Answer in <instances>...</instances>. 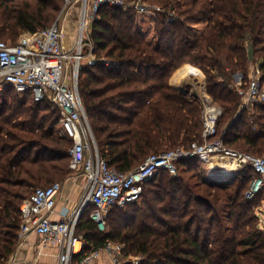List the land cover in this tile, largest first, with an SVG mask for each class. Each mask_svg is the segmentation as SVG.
<instances>
[{"label": "trees", "instance_id": "trees-1", "mask_svg": "<svg viewBox=\"0 0 264 264\" xmlns=\"http://www.w3.org/2000/svg\"><path fill=\"white\" fill-rule=\"evenodd\" d=\"M122 1L131 6L100 8L89 31L97 63L83 64L78 74L79 96L108 166L129 172L149 155L200 141V99L170 84L185 65L203 74L206 98L222 111L215 137L228 148L264 156V102L241 107L231 78L241 73L245 83L250 64L260 60L264 84V0ZM138 3L156 15L154 45L137 26ZM62 6L63 0H0V41L15 43L21 33L49 27ZM59 119L50 103L11 87L0 92V264L18 245L21 202L35 188L72 175L71 143L58 136ZM253 176L246 167L228 181L209 179L203 162L185 159L177 176L159 170L138 201L113 207L105 231L87 206L76 234L86 253L119 243L124 257L139 258L138 264H264L256 214L264 190L251 200L244 195Z\"/></svg>", "mask_w": 264, "mask_h": 264}, {"label": "built area", "instance_id": "built-area-1", "mask_svg": "<svg viewBox=\"0 0 264 264\" xmlns=\"http://www.w3.org/2000/svg\"><path fill=\"white\" fill-rule=\"evenodd\" d=\"M77 3H80L77 36L74 47L69 50L64 46L62 21ZM104 6L127 9L131 4L122 0H63L60 13L49 27L21 33L15 43L0 41V92L11 87L17 94H28L34 102L50 103L59 111L58 136L71 143L67 151L68 168L71 174L84 178L79 202L67 217L56 221L50 219L62 183L35 188L19 205V240L35 234L40 237L42 245L57 246V264H98L102 254L108 258L109 264H138V258L135 262L124 257V245L119 243L109 242L86 253L84 240L76 234L78 220L87 206H91L90 219L97 225L104 224L113 207L138 201L143 185L159 170L177 176V163L182 160L196 157L209 168L230 174V178L237 171L250 167L254 176L245 191V199L251 200L264 190V156L228 148L220 137H215L217 120L221 116V110L216 106L204 107L200 141L149 155L129 172L109 167L100 157L79 96L78 74L83 64L93 66L97 63L88 31ZM134 7L138 15L147 13L143 7ZM154 9L158 11V8ZM101 62L107 68L114 67L110 61ZM260 78L259 69L255 67L245 83L239 78L233 84L239 97L246 98L243 107L264 102V84ZM257 217L259 219V213ZM259 228L264 230L260 219Z\"/></svg>", "mask_w": 264, "mask_h": 264}, {"label": "crops", "instance_id": "crops-1", "mask_svg": "<svg viewBox=\"0 0 264 264\" xmlns=\"http://www.w3.org/2000/svg\"><path fill=\"white\" fill-rule=\"evenodd\" d=\"M79 9H80V3H77L72 7L69 15L67 17L65 16L62 21L63 33H64V46L69 50L72 49L75 45V38L77 36V30H78ZM76 14H77V19H76ZM142 16H144V18L142 19L138 18L137 26L140 29V31L143 33L145 31V28L147 27V22L149 19H151V17H147L145 15ZM152 18L154 19V17ZM71 24L72 27H74L75 31L74 33L71 32L69 34L68 32L70 31L68 30V28ZM260 63H261L260 60H257L255 63H251L250 67L248 68V71L250 70V68L252 70L253 66L259 67ZM248 76H249V72H248ZM233 81L237 82L236 77H234V80H232V84H234ZM170 84L176 89V87L172 85L173 83L171 82V80H170ZM242 100L244 102L246 101V98H242ZM247 106L250 107V105ZM83 187H84V178L76 174H72L68 178L67 182L62 183L61 191L56 199L55 212L51 215L50 219L56 221L59 220V218H63L71 215L74 207L79 202V199L83 191ZM58 255H59V248L57 246L42 245L39 236L35 234H29L22 241L20 240L18 241V245L16 246L14 253L9 257L6 264H57ZM98 264H109V260L105 255L102 254L101 257L99 258Z\"/></svg>", "mask_w": 264, "mask_h": 264}, {"label": "rangeland", "instance_id": "rangeland-1", "mask_svg": "<svg viewBox=\"0 0 264 264\" xmlns=\"http://www.w3.org/2000/svg\"><path fill=\"white\" fill-rule=\"evenodd\" d=\"M191 1L192 0H185L183 4L185 6H188V4ZM70 12H71V9L68 10V12L66 14V17L69 15ZM142 15H145L147 17H151V19H149L148 22H147V27L145 28V31L143 32L144 33L143 36L147 40V42H149L152 45H154L155 44L154 31H153L154 19L152 17L155 18L156 15H155V13H153L151 11H147V14L146 13H142V14H139V15L137 14L138 18H141V19L144 18V16H142ZM140 16H142V17H140ZM78 17H79V15H78ZM76 19H77V14H76ZM68 30L70 31V32H68L69 34L71 32L74 33L75 29H74V27H72V24L69 26ZM86 35H87V33H86ZM86 35H84V38H86ZM255 67L256 66H253L252 68L254 69ZM251 71L252 70L250 68V70L248 71L249 74H250ZM236 74H239V76H240L239 78H242L241 73H234L231 76L232 80H234V77H236L235 76ZM172 77H173L171 79V82L173 83L172 85H174L176 88H178L181 91L182 90L185 91L187 93V95L192 96V92L193 91H197V93L199 94V97H197V98L200 99V102L202 104V115H203V111L205 110L204 107H206V106H216V105L212 104V102L209 99L206 98V96L204 94V86H205V82L204 81H205V78H204L203 74L200 71H198L196 68H194V67H192L190 65H185V66H183V68L181 67L180 70L174 76H172ZM247 80H248V77H247ZM233 83L235 84L237 82L233 81ZM241 102H242L241 107H243L247 103V101H244L243 102L242 99H241ZM216 107H218V106H216ZM221 113H222V111H221ZM204 174L206 176H208V175H210V176H220V175H222L224 173H222V171L219 170V169H211L206 164H204ZM68 178L65 179L64 181L58 182V183H65V182H67ZM231 178L230 177L227 178V179L217 178L215 180H218V181H228ZM41 186H43V185H41ZM258 213H259L260 225H261L262 228H264V200L261 201L260 207L256 210V214H258ZM105 226L106 225H105V222H104V224H98L97 225V228L100 231H105L106 230V227ZM135 258L136 257H128V259L130 261H135V262L139 261V258L137 259V261H136Z\"/></svg>", "mask_w": 264, "mask_h": 264}, {"label": "water", "instance_id": "water-1", "mask_svg": "<svg viewBox=\"0 0 264 264\" xmlns=\"http://www.w3.org/2000/svg\"><path fill=\"white\" fill-rule=\"evenodd\" d=\"M137 5H138V7H143V5H142L141 3H138ZM239 77H240L239 74H236V80H238ZM176 89H177V88H176ZM178 91L182 92V93L185 94V95L187 94V93H186L185 91H183V90L181 91V90L178 89ZM192 96L195 97V98H197V97H198V93H197V91H193V92H192Z\"/></svg>", "mask_w": 264, "mask_h": 264}, {"label": "bare ground", "instance_id": "bare-ground-1", "mask_svg": "<svg viewBox=\"0 0 264 264\" xmlns=\"http://www.w3.org/2000/svg\"><path fill=\"white\" fill-rule=\"evenodd\" d=\"M230 173V172H229ZM229 175L230 174H228V173H224V174H222V175H220V176H212V178L211 179H217V178H221V179H227V178H229Z\"/></svg>", "mask_w": 264, "mask_h": 264}]
</instances>
